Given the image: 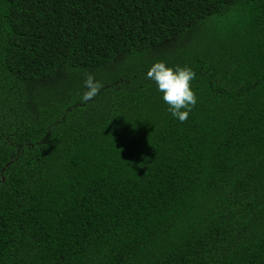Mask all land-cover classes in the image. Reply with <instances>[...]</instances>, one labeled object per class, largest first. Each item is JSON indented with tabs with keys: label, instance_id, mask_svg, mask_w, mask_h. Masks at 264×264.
Here are the masks:
<instances>
[{
	"label": "trees",
	"instance_id": "trees-1",
	"mask_svg": "<svg viewBox=\"0 0 264 264\" xmlns=\"http://www.w3.org/2000/svg\"><path fill=\"white\" fill-rule=\"evenodd\" d=\"M0 264H264V0H0Z\"/></svg>",
	"mask_w": 264,
	"mask_h": 264
},
{
	"label": "clouds",
	"instance_id": "clouds-1",
	"mask_svg": "<svg viewBox=\"0 0 264 264\" xmlns=\"http://www.w3.org/2000/svg\"><path fill=\"white\" fill-rule=\"evenodd\" d=\"M195 73L187 66L169 67L163 60L154 61L146 70L145 77L155 84L157 92L161 94L162 101L167 105V111L180 122L188 118L191 107L196 104V96L191 90L190 82ZM85 91L83 100L93 97L100 84L91 74L85 76L83 81Z\"/></svg>",
	"mask_w": 264,
	"mask_h": 264
}]
</instances>
